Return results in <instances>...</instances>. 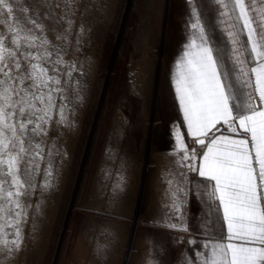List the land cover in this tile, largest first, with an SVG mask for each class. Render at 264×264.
I'll list each match as a JSON object with an SVG mask.
<instances>
[{
  "label": "snow or ice",
  "instance_id": "obj_1",
  "mask_svg": "<svg viewBox=\"0 0 264 264\" xmlns=\"http://www.w3.org/2000/svg\"><path fill=\"white\" fill-rule=\"evenodd\" d=\"M71 3L0 0V243L8 256L23 249L29 221L28 236L35 237L44 196L57 186L67 153L57 147L53 125L71 129L75 105L84 100V69L64 59ZM216 3L227 44L215 46L193 9V31L171 73L182 119L173 124L171 150L180 179H168L165 193L179 220L167 226L187 230L180 209L194 187L207 198L220 230L205 242V251L181 253L176 264H264V0ZM45 20L67 25L56 35L63 46L49 40ZM82 32L81 26L77 47ZM189 173L204 179L192 185Z\"/></svg>",
  "mask_w": 264,
  "mask_h": 264
},
{
  "label": "rangeland",
  "instance_id": "obj_2",
  "mask_svg": "<svg viewBox=\"0 0 264 264\" xmlns=\"http://www.w3.org/2000/svg\"><path fill=\"white\" fill-rule=\"evenodd\" d=\"M191 1L199 2V17L209 25L206 32L215 46L224 47L216 0H185ZM13 2L25 5V0ZM71 7L75 13L69 17L73 25L64 59L84 69V100L75 105L71 129L53 125L51 135L67 156L56 188L44 196L35 237L28 236L29 221L23 249L8 256L0 243V262L146 264L151 259L176 264L181 253L194 257L217 237L188 239L177 229L169 232L165 195L175 171L168 161L176 159L171 154L168 160L166 149L173 146V124L182 119L172 66L193 31L191 24L185 26L175 0H72ZM16 15L23 22L19 10ZM44 24L49 40L63 46L56 35L67 25ZM38 196L39 190L33 204ZM215 228L218 232L219 224Z\"/></svg>",
  "mask_w": 264,
  "mask_h": 264
},
{
  "label": "crops",
  "instance_id": "obj_3",
  "mask_svg": "<svg viewBox=\"0 0 264 264\" xmlns=\"http://www.w3.org/2000/svg\"><path fill=\"white\" fill-rule=\"evenodd\" d=\"M175 2H176V6H178L180 13L182 14L183 23L186 24L185 26H190V24L192 22H194L193 9L196 10V15H198V16H199L198 13L201 12L200 4L198 7L199 2L197 4L192 3V1L187 3V2H185V0H175ZM197 7H198V10H197ZM199 19H200V21L202 20V18H200V17H199ZM201 23H202V21H201ZM218 25H220V24L218 23ZM208 26L209 25L205 26V28L209 29ZM172 69L174 70V64L172 66ZM236 87L240 88V85L236 84ZM185 142L190 144V138H188L186 135H185ZM173 144H174V142H173ZM197 147H199V146H197ZM171 150H172V148L166 149V152L168 155V160L170 159L169 155H171ZM172 156L175 157L174 155H172ZM172 160H173L172 162L171 161H168V162L170 164H172V167L175 170L173 173V182H175V180H179L180 178H179V176L175 175L176 172L178 171V167L175 163L176 159H172ZM167 166H169V165L167 164ZM188 179H189V181L192 182V185H195L196 183L202 181L204 178L199 177L198 173H189ZM185 186L188 187V185H185ZM168 187H169V185H167L166 190L168 189ZM166 202H167L166 224L168 225L170 223H177L179 220V217L174 214L175 209L171 208L170 196H166ZM214 207H215V205H213V208ZM180 211L184 217V222L187 226V230L177 229V231L183 233L185 238H188V239L195 238V239L205 240V239H207V237L208 238L214 237V234L216 233V228H215V225L217 223L216 219L214 216H212L210 214V209L208 207L207 198L204 196H197L195 194V188L194 187L189 192V195L187 196L183 205L181 206ZM167 229L169 232L176 231V229H172L168 226H167Z\"/></svg>",
  "mask_w": 264,
  "mask_h": 264
}]
</instances>
